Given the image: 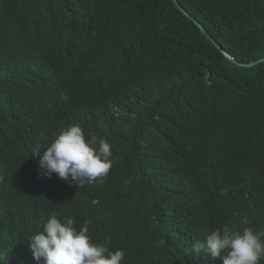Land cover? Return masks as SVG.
<instances>
[{
	"label": "trees",
	"instance_id": "obj_1",
	"mask_svg": "<svg viewBox=\"0 0 264 264\" xmlns=\"http://www.w3.org/2000/svg\"><path fill=\"white\" fill-rule=\"evenodd\" d=\"M177 1L237 62L264 58V0ZM73 124L112 146L83 186L39 175ZM53 212L123 264H222L191 244L264 230V62H229L172 0H0V264H43L28 243Z\"/></svg>",
	"mask_w": 264,
	"mask_h": 264
},
{
	"label": "clouds",
	"instance_id": "obj_2",
	"mask_svg": "<svg viewBox=\"0 0 264 264\" xmlns=\"http://www.w3.org/2000/svg\"><path fill=\"white\" fill-rule=\"evenodd\" d=\"M111 147L105 139L86 138L78 124L61 128L39 159V175L50 178L55 174L80 186L96 182L106 177L112 167ZM39 151L40 148L35 149L34 154ZM75 223L74 219L61 221L57 213H51L42 230L32 235L28 243L33 260H42L43 264H123L125 251H111L107 247L109 240L93 241L90 221L79 229ZM190 251L196 256L203 251L222 264H260L264 260V230L224 226L206 234L203 241L193 242Z\"/></svg>",
	"mask_w": 264,
	"mask_h": 264
},
{
	"label": "water",
	"instance_id": "obj_3",
	"mask_svg": "<svg viewBox=\"0 0 264 264\" xmlns=\"http://www.w3.org/2000/svg\"><path fill=\"white\" fill-rule=\"evenodd\" d=\"M175 6L189 19L191 20L198 30L201 32V34L208 39L227 59L229 62L232 64L239 66V67H253L259 63L264 62V58L258 59L256 61L250 62V63H239L237 62L234 57L230 54H228L226 51H224L206 32V30L193 18L191 17L183 8L182 6L178 3L177 0H172Z\"/></svg>",
	"mask_w": 264,
	"mask_h": 264
}]
</instances>
